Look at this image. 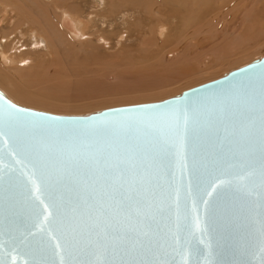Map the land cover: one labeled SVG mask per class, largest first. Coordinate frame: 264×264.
Returning a JSON list of instances; mask_svg holds the SVG:
<instances>
[{"label": "water", "instance_id": "water-1", "mask_svg": "<svg viewBox=\"0 0 264 264\" xmlns=\"http://www.w3.org/2000/svg\"><path fill=\"white\" fill-rule=\"evenodd\" d=\"M9 117L26 148L0 136V264H264V57L82 116L0 90Z\"/></svg>", "mask_w": 264, "mask_h": 264}, {"label": "rangeland", "instance_id": "rangeland-1", "mask_svg": "<svg viewBox=\"0 0 264 264\" xmlns=\"http://www.w3.org/2000/svg\"><path fill=\"white\" fill-rule=\"evenodd\" d=\"M4 1L11 10L7 14L0 5V46L11 58L28 61L0 68V90L17 105L55 115L163 101L264 57V0L227 1L187 29L171 20L177 30L171 26L169 36L179 34L180 43L173 39L175 44L165 49L150 35L152 27L158 29L155 23L141 34L134 30L142 15L125 11L104 18L100 12L108 10L107 0ZM62 8L84 18L91 14L99 25L82 43L61 38L57 48L49 47L38 24L47 13L54 22ZM6 77L28 98H19L1 79Z\"/></svg>", "mask_w": 264, "mask_h": 264}, {"label": "bare ground", "instance_id": "bare-ground-1", "mask_svg": "<svg viewBox=\"0 0 264 264\" xmlns=\"http://www.w3.org/2000/svg\"><path fill=\"white\" fill-rule=\"evenodd\" d=\"M105 1L106 0H94V2L97 4L98 3L103 4V2ZM227 1H230L231 3V1L233 0H107L108 10L102 11L100 13L103 15L104 18L110 16L116 17L125 11L127 12L132 11L134 13H138L142 15L141 19L137 20V22L134 24V30L138 31V33L141 34L143 31L149 29V27L155 23L153 26L156 27L155 25H158L157 26L158 29H153L152 27L151 31L149 30L150 35L156 36L155 40L157 42H155V45L157 47L163 46L165 49V47L172 46V44H175L173 42L174 40L177 44L180 43L179 34L178 37L177 35L175 36V39L173 37L174 40L169 36L170 33L169 29L171 28V26L172 29H174L175 31L177 30L175 28L177 26L176 25L177 23L175 24L174 21L170 22L171 20H175L179 22L178 24L181 25V28L184 27V29H187L190 26L194 25V23L196 24L201 18H204L207 14L211 12L212 14L217 13V11L215 10L220 11L221 7L224 6L227 3ZM0 2H1L0 5H2V7L4 8V12L7 13L8 9L10 8V6L8 7L9 5L7 3L8 1L6 2L4 0H1ZM5 2L6 4H4ZM225 7L226 5L224 6V8ZM86 18L79 15V13H77L76 11L73 12L68 8H62L60 10L58 18L54 22L50 20L49 14L47 13L46 17H44L42 22H39L40 24L38 25L40 26L41 34L44 33L45 37H47L49 47L52 46L53 48H57V46L62 44L61 38L66 39L67 41L69 40L72 42L82 43V41L84 42L85 39L90 37L88 31L92 28H96L99 25L98 24L99 21L95 19L93 16H91V14H88ZM154 31L156 33H154ZM42 36L43 35H39V38ZM146 41L144 40V42ZM40 44L41 41L38 40L35 43L36 48H39ZM5 50L3 49V47L0 46V66H1L0 68L3 70L10 69L15 65L17 67H20L21 66L20 64L28 61L27 59H23V58L21 59H17L15 57L11 58V56L8 55V52H6ZM1 79H3L10 86V89L12 91H14V88L18 86L16 83L12 81L10 77H6V79L4 78ZM14 92L18 95L19 98H22L23 100L28 98L21 91H20L21 94L16 90Z\"/></svg>", "mask_w": 264, "mask_h": 264}, {"label": "snow or ice", "instance_id": "snow-or-ice-1", "mask_svg": "<svg viewBox=\"0 0 264 264\" xmlns=\"http://www.w3.org/2000/svg\"><path fill=\"white\" fill-rule=\"evenodd\" d=\"M9 107L11 108L13 106H9ZM2 135H7L10 139H13V138L19 139L21 150H25L26 143H25L23 137L20 136V134L18 133L17 127H16L14 119L12 117H9L7 119V121L4 122L3 127H0V136H2ZM39 190H40V188L37 185L36 191L39 192ZM41 203H43V201H41ZM45 207H47V206H45ZM45 219H47V217ZM57 247H59V245H57Z\"/></svg>", "mask_w": 264, "mask_h": 264}]
</instances>
